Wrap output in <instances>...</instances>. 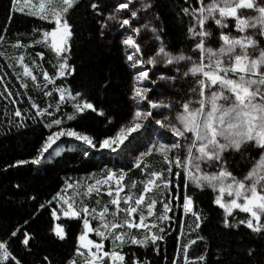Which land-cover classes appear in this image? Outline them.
<instances>
[{
    "label": "snow or ice",
    "instance_id": "6c2138e0",
    "mask_svg": "<svg viewBox=\"0 0 264 264\" xmlns=\"http://www.w3.org/2000/svg\"><path fill=\"white\" fill-rule=\"evenodd\" d=\"M79 2L36 0L32 3L26 0L30 7L29 15L48 22V25L34 28L27 44L20 38L11 44L12 48L18 50V55L10 59L22 67L23 76L29 77L34 87L41 89L45 96L58 94L55 112H60L63 105L71 103L73 113H65L67 121L75 120L78 114L87 110L105 115L104 110L98 109L83 92L74 91L70 85L56 83L58 79L75 73V67L69 62L74 39L70 14ZM184 2L187 6L180 9V15L188 18L186 38L193 42L190 49L192 54L184 50L172 51L164 41L163 27L156 26L151 20L134 26L141 12L148 13L154 7L152 0H140L139 8L135 6V0H123L107 14L102 10L99 0L90 3L91 10L101 17L98 21L100 36L103 37L106 30L110 29V23L114 22L125 30L121 43L126 46V50H133L132 54L126 56V61L131 62L130 66L135 69L130 95L135 108L129 123L122 125L115 135L97 142L85 132L65 127V118H56L54 112L50 111L53 107L51 104L44 108L35 101L31 104V108L36 109L31 118L36 120L45 115L52 117L44 127L49 130L55 127L56 130L43 138L34 157L30 160L19 159L9 167L29 163L39 165L45 159V154L62 137L74 138L88 148L95 149L98 144L101 149L115 152L132 133L144 128L150 119L176 137L170 143L157 140L140 154L134 164L144 174L145 178L140 181L134 180L129 185L125 182L126 172L108 170L94 184L81 185L79 181L66 183L47 201L48 205L58 203L64 217L82 221L75 253L68 264H151L146 258L141 260L134 253L129 260V253L124 249L156 245V251L159 252L157 242L164 240L167 234L164 225L173 221L174 216L169 214L177 210L184 217L191 216L192 223L187 224L186 233V220H179L180 237L186 242L178 243L172 264H206V250L195 259L189 256L190 247L197 240H205L199 235V229L206 219L202 210L197 209L194 195L188 191L190 183L201 190L211 189L215 193L213 203L223 210L222 224L225 228L245 226L254 234L264 235V46L261 45L264 39V0ZM153 19L159 21V14L153 13ZM209 23H214L218 35L208 27ZM142 31L151 33L149 39L144 41L145 46L153 41L157 45L147 58L144 57L142 44L138 42ZM4 32H7V28ZM214 38L219 47L212 46ZM5 43L6 36L0 35V46ZM35 45H44L54 53V74H50L34 59L31 66L26 62V56L29 55L27 49ZM21 49L24 51H19ZM36 55L43 60L44 52ZM0 56L9 58L6 52H0ZM181 63L186 65L183 70L179 67ZM144 65L153 68L157 65L173 66L182 78L190 77L193 81L189 89L190 98L175 101L179 105L178 109L171 100L165 103L150 98L152 89L144 86V82L156 84L157 81L151 79L150 69L144 68ZM9 67L14 65L10 64ZM33 67L40 69L42 83L34 74ZM17 78L21 77L18 75ZM3 79L0 76V81ZM158 79L174 82L177 77L161 75ZM49 85L52 88L45 90ZM23 87L27 88L28 84L24 83ZM4 88L7 89L8 85L4 84ZM12 96L11 91H7V94L0 92V97L5 100ZM10 102L16 103L15 100ZM154 109H168L171 115L157 119L153 115ZM14 118H20L19 122L10 119L8 123H16L17 127L27 126L28 117L24 116L20 107L14 109ZM253 144L259 152L258 158H246L251 163L250 169L242 177L234 175L228 168L225 154L243 153L247 146ZM154 153L160 155L166 168L154 170L145 161L146 157ZM84 154L88 155V152L85 150ZM138 184L141 186L139 192L136 191ZM104 186L110 200L102 203L98 198L96 206H90L87 199L94 193L99 197L105 190ZM69 189L72 190L71 195ZM158 205H162L160 210L157 209ZM40 207L44 208L45 204ZM237 210L246 215L241 218ZM51 215L60 219L55 207ZM52 231L60 240L66 238L67 233L62 224L57 223ZM19 232L20 228L12 231L11 237H16ZM90 234H95L99 240L92 239ZM191 234H195V239L191 238ZM23 237L22 243L27 247L31 235L24 232ZM106 241L111 244L108 250H105ZM254 251L249 248L248 255H253ZM44 259L51 264L47 256ZM0 264H21L10 249L9 240H0Z\"/></svg>",
    "mask_w": 264,
    "mask_h": 264
},
{
    "label": "trees",
    "instance_id": "16d2710c",
    "mask_svg": "<svg viewBox=\"0 0 264 264\" xmlns=\"http://www.w3.org/2000/svg\"><path fill=\"white\" fill-rule=\"evenodd\" d=\"M31 2L35 3L36 0ZM91 2L92 0H80L70 14V23L74 26V39L69 62L75 67V73L58 79L56 83L70 85L74 91L83 92L98 109L104 110L105 115L100 116L98 112L87 110L78 114L75 120L67 121L65 113H73L71 103L63 105L60 112H55L58 94L54 93L52 97L45 96L41 89L34 87L29 77L23 76L22 67L16 64L14 59H10L18 55V50L11 47L17 38L27 44L33 29L47 27L48 22L29 15L30 7L26 0H0V35L6 36V43L0 46V52H6L9 57L0 56V76L4 77L0 81V92L13 93L8 100L0 97V240H9V247L21 264H48L44 259L45 256L51 264H68L69 259L74 256L77 237L82 230V221L79 218L64 217L56 202L52 205L47 204V201L63 189L66 183L79 181L81 185L94 184L95 180L101 179L108 170L126 172L125 182L129 185L134 180L140 181L145 178L141 169L129 164L130 161L127 159L128 162H124L116 154L96 153L98 144L95 148L96 152L92 151L85 155V150L89 152V148L81 144L68 143L60 155L53 157L51 161L43 162L39 167L31 163L9 167L19 159L30 160L34 157L43 138L50 134V131L56 130L55 127L52 130L44 127L52 117L45 115L36 120L31 118L36 112V109L31 108L33 101L41 108L51 104L53 107L50 111L54 112L55 117L65 118V127L85 132L93 136L97 142L114 135L122 125L131 120L133 113L130 99L133 84L131 68L126 63L124 48L121 39L114 32L115 28L110 25L105 35L100 36L98 21L101 17L91 10ZM99 2L102 10L107 14L106 7L100 0ZM152 2L154 7L150 10L151 19L153 24L163 27L162 35L168 47L174 52L184 50L192 54L190 49L193 42L186 38L188 18H182L180 15V9L187 6L184 0H152ZM190 2L194 3L195 0ZM21 8L24 9L23 12L20 11ZM153 13L159 14V21L153 19ZM208 27L217 33L214 23H209ZM5 28H7L6 33ZM212 43L217 44L214 40ZM261 45L264 46L263 39ZM27 52L29 55L26 56V62L30 66L34 59L50 74H54L52 66L55 63L54 53L46 46L35 45L29 47ZM39 52H44L42 61L36 55ZM10 64L14 67H9ZM33 71L42 83L43 76L40 69L33 67ZM18 75L21 78L18 79ZM188 79L184 80L175 92L178 98L182 99L186 95ZM24 83L28 84L27 88L23 87ZM4 84L8 85L7 89L4 88ZM51 88L52 85H49L45 90ZM29 97L32 99L30 100ZM12 100L16 103H11ZM16 107H20L24 116L28 117L26 127H17L16 123H8L10 119L19 122L20 118H14ZM258 156L259 152L255 145H249L243 153L225 154V159L229 170L234 175L242 177L251 167V163L246 158H258ZM145 161L154 170L167 167L157 153L146 157ZM104 188L99 197L94 193L87 199L90 206H96L95 201L98 198L102 203L110 200L106 186ZM140 190L141 186L138 184L136 191ZM127 191L126 188L125 192ZM188 191L194 195L197 209L202 210L206 217L199 229V235L205 237V240H197L196 244L190 247L191 259H195L206 250V264H264V235L254 234L245 226L225 228L222 224L223 210L213 203L215 193L211 189L201 190L190 184ZM68 193L71 195L72 190L69 189ZM33 196L35 199H32ZM41 204H45V207L41 208ZM158 206L160 210L162 205ZM53 207L58 210L59 220L51 215ZM237 213L241 218L246 215L239 213L238 210ZM169 215L174 216V219L164 225L167 234L164 240L157 242L159 252L156 251V245L146 248L126 247L124 251L129 253V260L134 253L141 260L146 258L151 264H172L178 243L186 242L180 237L179 220H186L184 230L188 233L187 224L192 223V218L184 217L178 210ZM56 222L65 228L67 235L64 240H60L52 231ZM17 228H20L21 232L16 237H11V232ZM24 232L31 235L27 247L22 243ZM191 238L195 239V234H191ZM249 248L255 250L251 256L248 255Z\"/></svg>",
    "mask_w": 264,
    "mask_h": 264
},
{
    "label": "rangeland",
    "instance_id": "374dc122",
    "mask_svg": "<svg viewBox=\"0 0 264 264\" xmlns=\"http://www.w3.org/2000/svg\"><path fill=\"white\" fill-rule=\"evenodd\" d=\"M100 1L106 7L107 12L112 11L113 8L119 2H123V0H100ZM135 6L137 8L140 7V0H135ZM246 14H250V13H246ZM124 15H127V13H124ZM149 20H151L153 23V20L151 19L150 11L148 13L141 12L140 13V19L138 21L134 22V26H137L138 24L145 23L146 21H149ZM110 25L115 28L114 32L117 33L118 37L122 41V39L124 38V35H125V30L123 28H120L119 25L114 23V22L110 23ZM216 35H218V31H217ZM150 36H151V33L149 31H142L141 36L138 38V42H140L142 44V51H143L145 58H147L149 55H151L152 52L154 51V49L157 47V45L154 41L151 42L147 46L144 45V41L149 39ZM213 40L216 41L215 38ZM121 45L124 48L125 58L128 54H132V52H133L132 49L129 48L126 50V46H124L122 43H121ZM212 46L213 47H219V44L218 43L217 44L212 43ZM136 55L139 57L140 54L137 53ZM126 63L131 68V72H132V76H133L135 73V69H133L130 66L131 62L126 61ZM143 67L146 69H150L149 76L151 77L152 80L157 81L156 84H152L150 81L144 82V86L152 89V91L149 94L150 98L157 99L160 101H164L165 103H168V101L171 100V101H173L174 106L177 109L179 108V105H176L175 101L182 100V99L186 100V99L190 98L189 89L193 86V81L191 78L188 80V87L185 88V91H186L185 94L186 95L184 96V98L181 99V98H178L176 96L175 92L178 90V87L181 85L182 82L184 83V80L186 81L187 79L182 78L180 76V74L176 73L173 66L165 67L164 65H157L155 68H153L151 65H144ZM179 67L183 70L186 67V65L181 63L179 65ZM161 75L176 76L177 79L174 82L170 81V80L158 79V77H160ZM176 82H177V85L175 86ZM132 83H133V81H132ZM132 86H133V84H132ZM132 105H133V111H134L135 104L133 101H132ZM153 115L157 119H163L164 116H170L171 113L168 109H154ZM128 123L129 122L125 123L124 125H126ZM67 139L75 140L74 138H71V137H62L61 141H64ZM175 139H176V137L174 136V134H172L171 132L167 131L164 128H161L160 125L156 124L154 120L150 119L148 122H146V126L144 128L140 129L138 132L132 133V135L129 137V139L126 140L124 142V144L121 145L117 149V151L113 152L110 149H101V148H98L97 150L100 153L109 152V153L116 154L119 159L123 160L124 162L128 160V161H130V164L134 165L136 162V159L140 156V154L142 152L146 151V149L149 148L153 142L159 140L162 143H170ZM79 143H81V142H79ZM247 147H249V146H247ZM88 150H89L88 153H91L93 151L92 148H89ZM232 153H235V152H232ZM121 156L124 158H121ZM49 160H51V159H49ZM190 185H192V184L190 183ZM192 186L196 187L195 185H192ZM94 224H95V222H94ZM93 235L94 234H90L92 239H94Z\"/></svg>",
    "mask_w": 264,
    "mask_h": 264
},
{
    "label": "water",
    "instance_id": "95a60500",
    "mask_svg": "<svg viewBox=\"0 0 264 264\" xmlns=\"http://www.w3.org/2000/svg\"><path fill=\"white\" fill-rule=\"evenodd\" d=\"M47 158H48V156L47 157L45 156V159L44 160H47Z\"/></svg>",
    "mask_w": 264,
    "mask_h": 264
}]
</instances>
